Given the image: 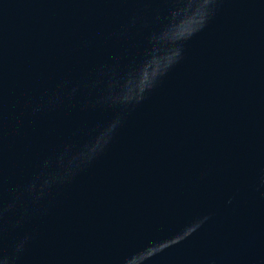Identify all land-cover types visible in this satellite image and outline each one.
Returning a JSON list of instances; mask_svg holds the SVG:
<instances>
[{"label":"water","instance_id":"95a60500","mask_svg":"<svg viewBox=\"0 0 264 264\" xmlns=\"http://www.w3.org/2000/svg\"><path fill=\"white\" fill-rule=\"evenodd\" d=\"M0 264H264V0H0Z\"/></svg>","mask_w":264,"mask_h":264}]
</instances>
